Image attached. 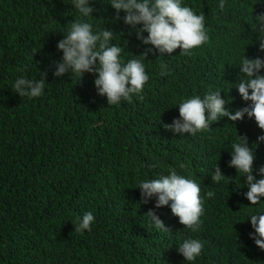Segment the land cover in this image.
<instances>
[{
    "label": "trees",
    "instance_id": "obj_1",
    "mask_svg": "<svg viewBox=\"0 0 264 264\" xmlns=\"http://www.w3.org/2000/svg\"><path fill=\"white\" fill-rule=\"evenodd\" d=\"M219 3L181 0L205 16L209 41L191 56L180 55L181 49L149 53L143 100L133 96L131 103L109 105L98 95L95 75H54L63 57L57 46L72 22L85 19L94 33L115 32L110 43L124 48L123 62L142 59L137 56L152 46L124 23V12L116 20L110 0H91L98 11L87 18L73 0H0V264H264V251L249 235L254 229L246 225L264 202L251 205L244 195L247 178L229 167L232 144L247 136L256 156L253 174L262 178L263 142L256 141L264 130L247 115L236 122L223 117L195 136L164 127L180 118L179 103L203 98L210 88L221 91L233 113L250 103L236 84L246 55L264 59L253 31L264 0H225L223 11ZM161 64L167 75H160ZM44 72L42 96L15 93L17 79L39 81ZM217 166L226 176L219 184L212 180ZM173 168L201 187L204 214L197 232L180 224L170 205L156 208L155 198L141 202L140 181ZM209 191L214 197H207ZM150 210L169 231L155 228ZM87 212L95 220L81 235L73 224ZM187 239L204 245L194 262L178 252Z\"/></svg>",
    "mask_w": 264,
    "mask_h": 264
},
{
    "label": "clouds",
    "instance_id": "obj_2",
    "mask_svg": "<svg viewBox=\"0 0 264 264\" xmlns=\"http://www.w3.org/2000/svg\"><path fill=\"white\" fill-rule=\"evenodd\" d=\"M75 9L81 17L93 16L98 11L91 6V0H73ZM110 5L116 10V20L120 19V13L126 15L123 21L131 26L137 38L144 45H151L144 53L136 59L123 62L121 54L124 48L111 44L114 31L104 28L102 31L93 32V25L85 19H78L71 23L65 38L58 43V50L62 51V62H57L54 75L63 76L69 70L73 76L82 79L85 73L96 76L94 80L98 95L107 97L109 105H118L121 100L132 102L133 96L143 100V91L149 80L143 59H147L149 53L153 55L158 52L160 56L165 53L172 54L181 49L180 55L191 56L193 50L201 47L209 41L205 28V16L197 15L192 8L182 6L181 0H110ZM219 9L225 8V0H220ZM142 25V27H138ZM253 31L259 33V51L264 52V14L255 15ZM147 32L145 37L143 34ZM160 75H167V66L161 64ZM239 82L236 88L244 102H250L247 106L235 110L226 108L230 103L221 97V91H213L211 88L203 98L197 95L186 98L179 103V119H174L172 124H165L166 130L176 133H188L192 136L199 132L211 130L213 122H218L223 117L236 122L242 121L247 115L249 119L254 118L258 127L264 130V59L257 56L254 59L247 55L240 63ZM39 81L19 78L15 81L13 89L20 97L36 98L44 93L47 73L41 74ZM261 146L258 155L260 168L257 179L254 175V162L256 160L253 148L248 146V137L239 136V142L232 144L231 160L229 167H234L238 175L244 174L246 185L249 189L246 196L251 205H257L264 198V135L258 136L256 144ZM183 169L186 166L181 164ZM225 174L217 166L212 174L214 183L219 184L225 179ZM230 178V177H229ZM141 202L149 203L155 198V207H171V212L179 218L180 224L185 228L197 232L202 223L204 214L203 197L200 185L192 179L179 175L173 168L170 174L162 175L156 179L141 180L139 184ZM213 191L207 192V197H214ZM209 210L206 213H209ZM258 211L263 213L257 214ZM250 216L246 225H252L253 233L250 237L258 248L264 251V206ZM147 215L158 230L169 231L164 222L150 210ZM95 217L91 212L77 218L73 224L74 231L83 235L84 231H91V224ZM203 243L198 239H187L178 247V252L187 262H194L202 254Z\"/></svg>",
    "mask_w": 264,
    "mask_h": 264
},
{
    "label": "bare ground",
    "instance_id": "obj_3",
    "mask_svg": "<svg viewBox=\"0 0 264 264\" xmlns=\"http://www.w3.org/2000/svg\"><path fill=\"white\" fill-rule=\"evenodd\" d=\"M224 97V95L222 96V98ZM226 99V98H225ZM235 104H237V103H235ZM237 106V105H236ZM233 123V122H232ZM258 126V125H257ZM230 127V126H229ZM236 129H238V127L236 128Z\"/></svg>",
    "mask_w": 264,
    "mask_h": 264
}]
</instances>
